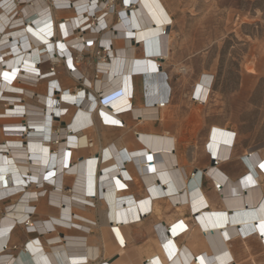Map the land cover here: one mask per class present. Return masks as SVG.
Listing matches in <instances>:
<instances>
[{
    "label": "bare ground",
    "instance_id": "6f19581e",
    "mask_svg": "<svg viewBox=\"0 0 264 264\" xmlns=\"http://www.w3.org/2000/svg\"><path fill=\"white\" fill-rule=\"evenodd\" d=\"M43 2L37 0L35 6L31 5L27 7L25 16L29 17L42 7H45L47 4ZM104 7H106L105 4L99 6L98 11L100 13L94 15L95 18L100 17ZM107 10L109 9L107 8ZM82 11H87L90 15L93 14L88 8L82 9ZM82 11H79L78 16L75 15L74 11L62 12L65 13L64 17L67 18V24L61 28L66 35L70 36L69 39L76 37V41L74 40L75 43H78L76 47L74 46L76 50H83L86 47L85 41H90L96 36L95 34L89 35L90 33L71 36L73 28L80 27L86 22V19L81 17ZM116 13L120 15L124 14L122 16L123 20H118L114 24H111L109 23V19L114 15L108 14L103 20L99 18L98 27L106 26L108 29V26L116 24L117 26L114 30L121 33L120 35L123 36V40L115 39V43L123 45L125 42L126 44L123 47L117 46L116 53H114V50L112 53L110 52L112 59L108 64L100 63L99 65H94L93 70L95 71L97 80H89L87 73L79 71L74 65H72L73 70L70 71L64 62L65 60L62 61L56 55L57 52H46V55H43V58L48 59L47 63L49 64L64 63L67 76L72 82H84L85 86H88L92 92L98 91L100 99L95 103H93L91 97L89 99L88 96L79 93L78 89L70 90L64 88L59 81H55L52 85L53 87L49 90L50 94L48 93V82H54V80L47 78L50 77L47 75L49 71L45 74L41 73L39 68L43 65H37V60H42V57L39 56L41 50H48L49 45L54 42L55 35L50 40L45 35L44 27H46L48 20L44 16L39 15L38 18L30 19L28 24H24L23 28L16 29L17 26H14L13 28L15 29L13 30H11L12 27L11 29L6 28L3 30L6 27V22L0 17V105L3 106L0 112V123L12 130L11 133L7 134L3 132V129L1 130V135L3 138L6 136L7 142L0 145V173H8V188L2 190V183L0 182V205L4 202H11L5 204V207L0 206L2 209L0 212V264H92V261H95L97 257H101L102 250L98 247L103 248L104 253L107 254L113 246L112 242L114 238L122 249L125 248L126 240L132 231V226L129 224L123 225V222L127 219L129 222L136 223L134 225L135 228H139L141 221L139 217L145 214L151 198L155 197H166L169 204L174 205L177 210H181L186 206L190 209V212L192 211L199 217L196 222L200 226L198 229H202L204 236L207 238V243L205 242L207 250L206 252L197 254V256H200L196 258L189 254L188 248V250L184 249L182 252H178L177 257L169 253L167 254L168 256H165L163 247L167 245L172 249V252L176 251L171 238L178 235L180 229H184V227H173L168 231L166 227L158 225L156 227L158 238L155 236V242L163 255L164 261H162L158 254L153 253L152 248L149 246L147 248L148 259L145 264H224L220 262V253L225 251V247L228 248V244L224 243L229 237L227 230H234V227L231 226L236 224H239V227L241 226L240 232L242 234L251 235L253 231L257 236H264V202L254 212L256 223L249 225H244L237 221L235 223L229 222L225 226L223 220L221 222L219 220L217 222L214 221V218H216L215 213L218 211L210 213L199 211L208 204L206 197L199 189L200 178L203 174L202 170L196 171L193 174L190 173V177L186 178L182 167L179 166L177 170L180 173L182 183L176 186L171 176V170H168L170 167L162 169L165 171L155 173L147 182L155 179L157 183H150L149 188L156 189L159 184L164 185L165 188L159 194L156 192L157 194L151 193L150 195L145 190L140 192L142 182L136 176L134 179L135 186L143 197L140 200L132 197L131 193L123 194L122 190L125 187V183L122 182L120 176L127 178L125 170H123L125 169L123 167L125 160L129 159V161L138 162L143 156H147L148 153L150 154L147 149L132 153L130 156L129 153L128 156H122L120 154H113L110 149L108 150V147H105V153L107 154L106 156H101L102 159L98 164V160L95 159L92 152L82 153V156L80 155L81 160L78 163L71 162L69 154H74L79 149L80 138L78 134L82 133V135L90 136V138L94 137L91 125H93L95 116H99L103 123L111 125L120 124L118 116H114V114L125 112L133 111L136 117L140 116L139 123H142L143 120L150 121L156 118L155 109L157 107L146 108L142 106L137 109L131 107V87L129 82L130 75L133 73L146 74V79L149 81L148 85H145L146 95L144 98L146 97L145 101H147V104L154 101L156 98L154 94L156 95L159 85H162L163 82L157 80L159 79V74L156 76L149 75L151 72L160 73L159 70H155L154 60L150 59V57H154L158 53L161 56L160 60L163 61L161 67L164 62L169 63L172 61L171 47L173 35L166 33V36H162L163 32H161L167 19L161 10L158 0H136V5L131 13L128 11L123 12L122 9L120 11L116 10ZM34 20H36L35 23L31 25ZM55 22H59L56 14L51 19L54 34L56 30ZM96 25L95 21L94 26ZM77 30L80 31L79 29ZM111 32L112 30L109 28L102 35L103 45L107 46L109 41L114 44V41L110 40L112 37ZM81 36L83 37L80 41L79 37ZM127 36L128 38H126ZM129 39H131L133 44L136 41L142 47L139 56L134 55L135 46L130 44L131 41ZM163 40L167 43V48L162 43ZM64 44H66L65 41H63V51L61 50L62 52H59V54L63 55L65 53L64 55L68 56L69 48H66ZM89 45L90 47L87 52L93 54L94 44L89 42ZM34 57L38 59H34ZM137 59L145 62L146 65H139L133 68L132 63ZM147 65L151 66V72H148ZM245 68L247 74L251 75L253 73L251 68ZM186 72V67L184 66L177 69V73L182 75L184 79ZM204 75L202 79L199 76L195 84H193L194 90L192 92V95L194 94L201 98V104L205 103L210 84V77L206 76V74ZM43 80L46 81L40 84ZM163 86L167 90L166 84L163 83ZM33 88H38L41 91L38 95L40 99L37 96H33L35 95ZM54 92L59 93L58 97L55 94L52 95ZM117 96L119 98L111 101L112 98ZM33 98L36 103L28 105L26 103L27 100H33ZM192 117L194 123L195 118L194 116ZM51 120L56 125L65 121L66 128L61 133H58L57 137L52 136L54 128H49ZM28 126L32 129V134H30L29 138L26 136L28 134ZM213 128L215 134L227 131L224 127L216 125ZM107 133L105 131L103 137H107ZM161 137L163 140L160 141L154 135L140 134L138 136L140 141L151 151L157 152L154 146L157 147L161 143L164 147H161L162 152L159 151V153L161 152L160 155H171L173 153L172 149L174 150L172 141L174 142L175 138L167 133L162 134ZM54 140H57V142H53ZM219 141H216L217 143L215 142L216 144L214 145L212 144V155L218 160V166L229 161L231 151L227 146H220L219 143L221 141ZM96 151H98V148H96ZM108 158H110L109 162H107ZM252 160H255L254 163L257 161L255 157ZM258 163L259 161L256 162V164ZM130 164L132 166V163ZM251 164L249 179L252 181L248 183L249 190H246L242 195L248 194L251 196L250 193L254 191L250 189L251 185L255 183L253 181L255 175L253 171L254 165L253 163ZM144 166L141 165L140 167L139 165L141 170H143ZM218 166H213L212 162L204 172H208L218 182L224 184V187H219L218 191L222 192L229 186L225 191L230 198L224 199L229 208L238 202L239 204L241 202L242 206V198L244 196L238 197L239 195H236L240 191L242 192V189H236L235 183L233 184L230 181L225 183V177L220 172V169H218ZM96 168L99 171L100 177H96V180H94ZM126 169L128 170V168ZM47 172L48 174H46ZM128 175L131 176L129 170ZM65 177L72 179L70 190L67 191H65L63 184ZM189 180L190 183L192 181L191 184ZM30 181L34 182V184L27 185L26 187L25 185ZM35 183L38 185L35 186ZM93 184H96L95 189L93 188ZM41 185L43 186L41 187ZM194 187L196 189L193 190ZM105 196L113 198L111 222H115V220L120 221L112 227L109 226L110 218L108 215L111 208L106 202ZM125 197H128V199ZM35 198H37L36 201L34 200ZM44 198L53 207L60 210L58 212L59 216L51 218L48 216L47 220L41 222H37L34 220V217H30L27 224H24L27 220L26 214L31 213L33 208L34 216L36 214L35 204L33 203L38 204ZM99 198L101 201H99L98 210L93 211L88 206H93L96 199L98 200ZM75 204L81 208L80 210L84 208V211L80 212L74 209L70 212V208H73L72 206H75ZM155 204L153 203V205ZM245 204L248 206L252 205V200L247 201ZM154 209L156 213L160 212L156 205ZM74 215L90 222H94L95 216L98 215L100 223L95 225H91V223L79 225L78 221L73 218ZM217 216L220 217V215ZM223 216L221 215V217ZM34 221L35 223H33ZM74 225H79L81 231L76 232L72 230L71 233L66 231L67 228L72 229ZM19 228L25 234H28V230L30 232H37L40 235L39 238L44 237L47 241L45 244L41 243L40 245L37 241H30L28 247H26V243L23 248L16 245L18 248L16 256L2 250L3 244H8V248L13 246H10L11 239L9 238ZM59 230L65 235L64 237L60 238L58 236ZM94 232H97V236L93 235ZM94 239L99 241V245H96L98 247L93 246ZM180 253L181 258L179 257ZM5 255H13V259L5 258Z\"/></svg>",
    "mask_w": 264,
    "mask_h": 264
},
{
    "label": "crops",
    "instance_id": "0c3cea01",
    "mask_svg": "<svg viewBox=\"0 0 264 264\" xmlns=\"http://www.w3.org/2000/svg\"><path fill=\"white\" fill-rule=\"evenodd\" d=\"M55 14L56 17L59 18L57 20L60 23L58 25V28H56L55 30V34H54L55 38L53 39L54 42H52L49 45L48 50L46 49L47 53L49 52L55 53L57 52V50L58 52H62L64 48L63 41L66 42L64 46L66 45L65 47L67 48L68 42L72 40V38L69 39L70 36L66 35V33H64L61 28L63 27V25L61 24V20H62L61 18L62 16L64 18L65 13L59 12ZM122 16H124V14L122 15L117 14L113 16L111 18V24L112 23L114 24L118 20H123ZM162 43L167 48V43L164 40L162 41ZM114 44L115 45L112 44V48L115 51L114 53H116L117 52L116 50L118 49L117 46L123 47L125 46L126 43L124 42L123 45L121 44L117 45L114 41ZM141 50L142 47L140 46L135 47L134 55L139 56L141 54ZM183 63L184 60L174 57V62L163 63V66L159 69L160 73L151 72L152 71L151 66L147 65L148 72H151L149 73V75L151 74L153 76H156L159 74L158 77L161 80L159 79L157 80L159 82L162 81L167 86V90H166L164 89L165 87L163 86V83L162 85H159V89L156 92V95L154 94V96H156L155 99L157 100V102L154 99V101L149 104H147V101H145L146 97L144 98V96L146 95L145 85H148V81H149L148 79H146V74L133 73L130 75V82H129L131 87L130 100L132 102L131 107H133L134 109H137L142 106L146 108L148 107L154 108L156 107V104L158 102H160L164 97L166 98L168 96V101L166 103V106L168 105L169 106L168 107L165 106L163 109L156 108L155 109L156 118L154 120H150V121L143 120L142 123H139L140 116L136 117L134 112L132 111L121 114H114V116H118V120L120 121V124L111 125L106 123L104 124L99 116H95L93 120L94 121L93 125H91L93 129L94 137L90 138V136L88 137L80 133L79 149H77V151L74 154L73 153L69 154V158L72 163H76V162L78 163L81 160L80 155L82 156V153L86 154L92 152L94 153L95 159L98 160L97 162L98 164L102 159L103 155L106 156L107 154L105 153L106 152L105 147H108V150L110 149L113 154L114 153L118 155L120 154L122 156H128V153L130 156V154L132 155V153L138 151H144L147 149L150 152V154L148 153L147 156H143L140 160L141 162L140 161L132 162L131 160L130 162L129 159H127L123 163V167H125V169L123 170H125V173L128 178V179L123 178L122 176L119 175L122 182L125 183V187L122 190L124 192L123 194L131 193L132 197L140 200L143 199L142 194L138 192L135 186L134 179L136 178V176L140 179V182H142L141 183L142 187L140 188L141 190L140 192L145 190L150 195L151 193L155 194L156 192L159 194L163 192V189L165 188L164 185H160V184L159 186L157 185L156 189L149 188L150 183H155V182L157 183V180L155 179L152 180L151 182H147L149 181L151 176L154 175L155 173L165 171L162 169L170 167L168 170H171V176L176 186L182 183L180 173L177 170L179 169V166L182 167V171L185 173L186 178L190 177V173L193 174L196 171L199 172V170H202L203 174L201 175L200 178L199 189L200 191L203 192L204 196L208 201V204L199 211H205L209 213L212 211L215 212L218 211L215 213L217 219L214 218V221L217 222L219 220L221 222V220H223L225 222V226L228 225L229 222L235 223L237 221L243 223L244 225H249L253 223L255 224L256 217L254 212H256L257 211L256 209L260 208L261 204L264 202V140L262 142H257V143H255L252 140H245V135L241 131H239L238 128L229 126L226 122L218 121L216 119L214 120L212 117H210V113L213 110L216 111V109L212 110L211 108H207V107H199L196 105H191L189 102H191L192 98H189L188 100H184L183 97L185 96H181V93L177 90L176 82H175L177 80L176 79L177 74L175 73L177 72L176 65H178L179 68L180 65H184ZM61 65H62L61 63L58 64V66ZM139 65L145 66L146 63L141 62L139 59L134 60L132 63L133 68H136ZM43 67L46 69L48 67V64H45ZM63 68L66 73L65 78L62 76L60 80L59 79L55 80L52 77L51 78L47 77L48 79L54 80V82L53 81L48 82V93L50 92L49 90H51V88L53 87L52 85L55 83V81L56 82L59 81L64 88L70 90H73L72 88H70L71 85L74 86L75 84L74 87L80 85V83L72 82L68 78L64 66ZM78 70L83 73L86 72L89 80H93V78L95 79L96 77L93 67L89 69L84 68L82 70L80 69ZM45 81L44 80L41 81L40 84L44 83ZM33 90H34L33 93L35 94L33 96L34 97L37 96V98L40 99V96L38 95L41 93V91L38 90V88H33ZM53 94H55V96L58 97L59 93L54 92L52 93V95ZM85 95L88 96L89 99L91 97L93 103H95L98 99H100L98 97L99 93L96 90L93 92L90 90V92L88 94L85 93ZM117 98H119V96L112 98L111 101ZM26 103L28 105L29 104L34 105V103L36 102L35 99L33 98V100H27ZM2 108L3 106L0 105V112L2 111ZM194 111H197L198 114L200 115L201 122L193 125L191 123V116L195 113ZM64 122L65 121L61 122L60 124L65 125ZM3 125L4 124L0 123V145L7 142L6 136L3 138L1 135V130ZM214 125L225 127V129L227 130L225 131V133L227 134L225 133L215 134V132H213ZM104 130L108 132L107 137H103L105 132ZM220 131L222 130L220 129ZM164 133H167L175 138V141L174 142L172 141V147L174 148V150L172 149L173 153H171V155L168 154V156L160 155V153L162 152L161 147H164L163 145H161V143L158 144L157 147L154 146L157 152H153L149 148H147L138 138L140 134H146V135L148 134V135L156 136V138H159L161 141L163 140L161 136ZM212 140L214 141L212 142ZM218 140L221 141V143H219L220 146H227L231 150L229 161L219 165L218 169H220V172L224 175L225 183L230 181L233 184L235 183L236 189L238 190L242 189V192L241 191L239 192L240 194L239 193L236 194L237 196L239 195L238 197L244 196L242 198L243 199L242 206H241V202L240 204L238 202L237 204L232 205V207L229 208L226 203V200L224 201V199L230 198L225 191L229 186H227L226 189L223 190L225 192L216 190V186L223 188L224 184L218 182L215 178L209 175L208 172H204L206 168L212 164L211 157H214L212 155V148L213 145L218 142ZM232 140H233V145H231ZM96 148H98V151H96ZM159 151L161 152L159 153ZM253 157L257 159L256 162L259 161L258 164H256V162L254 163L255 160H252ZM109 161L110 158H108L107 162ZM130 163H132L133 167L131 166ZM251 163H253L254 165L253 171L255 175L253 181H255V183L251 185L250 189L254 191L253 193L252 192L250 193L251 196H249L248 194L242 195L246 192V190H249L248 183L252 181L249 179L251 173L250 171V166L252 165ZM139 165L140 167L141 165H145L143 167V170L140 169ZM126 168H128L131 176L128 175V170ZM99 175H100L99 171L96 168L94 173V180H96V177L99 178L100 177ZM145 181L146 183H144ZM71 183H72L71 178L65 177L63 179L65 191L70 190ZM243 185L245 186L244 188ZM95 187L96 184H93L94 189ZM194 189L196 188L194 187L193 190ZM125 198L128 199V197ZM250 200H252V205L249 206L246 205L245 203ZM99 201H101L100 198L98 200L96 199L93 206L91 205L88 207L93 211H97L99 207ZM112 201L113 198L107 196L106 202L110 205L111 208V211H109L108 213L110 218L109 221L110 227L120 222L119 220H115V222H111L112 219L111 217L113 215L112 206H111ZM8 203H2V204L4 206L5 204ZM153 203L154 204L156 203L155 205L160 210V212L157 213L155 212L154 209L155 205H153ZM34 204H35V213H36L35 214L36 217L34 216V220L37 222L45 221L49 217L51 218V217L59 216L58 212L60 210L49 205L48 200L45 198L42 199L38 204L36 203ZM72 207L73 208H70V212L73 211L74 209L80 212L84 211L83 210L84 208L80 210L81 208H79L77 204H75V206ZM147 208L148 210L145 212V214L139 217L140 218L139 220H141L139 228H135L134 225L136 223L129 222L127 219L124 222L122 221L124 223L123 225L129 224L130 226H132V231L130 233L129 238L126 240L125 248L122 249V247L118 244L117 240L114 238L112 242L113 246L110 252L106 254L104 253L103 248L96 246L99 245V241L95 239L93 240V246L100 248L102 251H101V257L100 256L97 257L95 261H92V264H145L146 260L148 259L147 248L149 246L152 248V252L158 254L162 259V261H164L163 255L160 252L159 247L155 242V236L158 238L156 232V227L158 225L166 227L168 231H170L173 227H177V228L184 227V229H180V233L178 235L173 236L171 238L176 251L172 252V249L167 245L163 247L165 256H168L167 255L168 253L171 254L172 256L174 255L178 256V252H182L184 249L187 248L191 250L189 251L187 249L189 254L192 257L195 256V258L200 256V255L197 256V254L206 252L207 248L205 242L207 243V238L204 236L203 230L198 229L200 226L198 222H196L199 217L192 211L190 212L189 211L190 209H188V207L185 206L183 209L177 210V208L174 205L169 204V202L166 200V197H161V198L155 197V198H151ZM217 215H220V217ZM221 215H224L223 217L225 219L221 217ZM74 218L76 221H78L79 225L84 223L85 224L91 223V225L100 223V219L98 215L95 216L94 222H90L89 220L83 219L78 216H75ZM79 225L78 226L74 225L72 229L67 228L66 231L70 233L72 230L76 232L81 231ZM231 227H234V230L233 229L227 230V233H229V237L227 240L224 241V243L228 244V248L225 247V251L220 253V262L224 264H264V236L262 235L257 236L256 234L253 233V231L251 235L242 234L240 232L241 226L239 227V224L233 225ZM58 236L61 238L64 237L65 235L61 233V231L59 230ZM9 239H11L10 246L17 245L19 247L22 246V244H26V243H28L26 245V247H28L30 241H36L34 240L35 237L25 234L20 228L18 230H15L12 237ZM9 239L7 240L9 241ZM38 239L43 244H45V242L47 241V239L44 237ZM209 247L212 248L211 245H209ZM8 252L16 256V252H11V251ZM179 255H180L179 257L181 258V253ZM228 258L230 259L228 260Z\"/></svg>",
    "mask_w": 264,
    "mask_h": 264
},
{
    "label": "rangeland",
    "instance_id": "374dc122",
    "mask_svg": "<svg viewBox=\"0 0 264 264\" xmlns=\"http://www.w3.org/2000/svg\"><path fill=\"white\" fill-rule=\"evenodd\" d=\"M158 2L167 19L161 32L166 30V33L173 35L172 61L169 63L174 62V57L180 58L184 60V65L180 67H186L187 71L185 79L175 72L176 87L181 96H185L184 100L192 98L193 84L199 76L202 79L206 74L210 77V84L205 103L198 104L192 100L189 103L216 109L210 113L214 120L238 128L245 135V140L262 142L264 0H158ZM120 10L121 8L117 7V11ZM59 23L55 22L56 28ZM94 53L85 54L83 61L74 65L75 68L82 70L94 67L96 64ZM62 65L64 66V63ZM62 65L48 64L46 69L43 65L40 66V70L47 73L50 68H54L55 75L52 78L60 80L62 76L66 77ZM176 66L178 69V65ZM245 67L251 68L253 73L247 74ZM94 80H97L96 77ZM74 86L71 85L70 88L76 89L78 85ZM85 91L88 94L90 89L86 88ZM194 112L192 115L195 118L194 123L191 116L193 125L201 122L198 112ZM0 206L3 207V204ZM93 235L97 236V232ZM36 241L39 245L42 243L39 239ZM24 245L20 247L23 248Z\"/></svg>",
    "mask_w": 264,
    "mask_h": 264
},
{
    "label": "built area",
    "instance_id": "2783aa9c",
    "mask_svg": "<svg viewBox=\"0 0 264 264\" xmlns=\"http://www.w3.org/2000/svg\"><path fill=\"white\" fill-rule=\"evenodd\" d=\"M36 1L37 0H0V17L3 18V20L6 22L5 23L6 27L3 28V30H5L6 28L11 29V27H12L11 30H13V29H15V28H13L14 26H17L16 29L23 28L24 24H28L30 19L36 18V17L38 18L40 15V16H44V18H46L48 20V22L46 23V27H44L45 28L44 32H46L45 35L48 36L49 40H50L54 37V29L52 27L51 19L55 13L67 12V11L73 12L74 11L75 15L78 16L79 11H82V9H86V8H88L89 10H91L93 12V14L90 15V14H88L87 11H82L81 17L85 18L86 22L84 24H82L80 27L78 26L77 28H73L72 32H71L72 33L71 36H76L78 34L84 35V34H88V33H90L89 35L95 34L96 36L94 38H92L90 41H87V40L85 41L86 47L83 50H81V49L76 50L75 47H76V45H78V43L74 42V40L76 41V37H73L72 40H70L67 44V48H69V52H68L69 55L68 56H65L64 55L65 53H63V55L59 54V52L57 50L56 55L62 61L65 60L64 62L66 64V66L70 69V71L73 70L72 65L79 64L83 61V56L85 54H91V53L87 52L88 48L90 47L89 42L94 44L93 53L95 52L94 57L96 59V65H99L100 63L108 64L112 59V57L110 55V52L112 53V51H113L112 43L109 41L107 46L103 45L102 35L105 34V32L109 28H111V30H112L111 39L113 41H115V39L116 40H123L122 39L123 36L120 35L121 33L119 31L114 30V28L117 26L116 24L115 25L109 24L110 26H108V29H107L106 26L98 27V25H99L98 22L100 21V19L103 20L105 17H107L108 14H111L112 16L117 15V13H116L117 7H120L123 10V12L128 11L129 13H131L133 8L136 5V0H40L42 2L45 1L43 3L44 4L46 3L47 5H45V7H42L41 9H39V11H36V13H34L33 15H31L29 17L25 16L26 8L30 7L31 5L35 6ZM117 1L119 2L118 6H117ZM101 4H105L106 7H104L102 9L103 12L100 15V17L95 18L94 15H97L100 13V11H98V8ZM107 8L109 10H107ZM35 21L36 20L32 21L31 25H33L35 23ZM95 21L97 23L96 26H94ZM61 24L63 26H65L67 24V18H63L61 20ZM77 29H79L80 31H78ZM131 32H133V31H131ZM162 36H166V30L163 31ZM82 37L83 36L79 37L80 41L82 40ZM126 38H128V36ZM124 40H126V39L124 38ZM129 41H131V39H129ZM133 45L135 47L140 46V44H138V42H136V41H134ZM156 54H157L156 56L150 57V59L154 60L155 70H159L161 68V64L163 61L160 60L161 56H159L158 53H156ZM43 55H46V51L44 49H42L41 53L39 54V56L42 57V60H39L37 57H34V59L35 58L38 59L37 65H40V64L45 65V63L49 64V63H47L48 59L43 58ZM50 64L52 65V63H50ZM48 71H49L47 74L48 76L52 77L55 75L54 68H50ZM86 88H89V87L88 86L86 87L84 82H83V83H80V85L76 89L79 90V93H82L84 96H86L85 95V93H86L85 89ZM191 100L193 102H197L198 104L201 103V98H199L195 95L192 96ZM167 101H168V96L166 98L164 97L160 102H158L156 104V107L158 109L163 108L164 105H166ZM9 107H13V106H9ZM49 128L50 129L54 128V131L52 132V134H53L52 136L57 137V134L61 133L64 130V128H66V127H65V125H61L60 123L56 125L51 120V124H50ZM2 129H3V132L5 134L11 133V131H12L11 129H8L4 126L2 127ZM27 130H28V134L26 136H27V138H29L30 134H32V129L30 126H28ZM53 142H57V140H54ZM231 145H233V140L231 142ZM211 161L213 162V166H215V167L218 166V160H216V158L211 157ZM46 174H48V172ZM7 176H8V173H6V174L0 173V182L2 183V187H1L2 190H6L8 188ZM31 184H34V182L30 181L25 186L27 187V185H31ZM37 185L38 184L35 183V186H37ZM42 186L43 185H41V187ZM216 190H219L218 186H216ZM36 199L37 198H35L34 200L36 201ZM30 201H33V200H30ZM49 205H51L50 202H49ZM1 211H2V209L0 207V212ZM26 215H27V220L24 222V224H27V221L30 219V217H34V208H33L31 213H29V214L27 213ZM74 217L75 216H73V218ZM33 223H35V221ZM28 234L30 236L35 237L34 240H37L40 237L39 233H37V232H30L28 230ZM7 246H8V244H3L2 250H4L5 252H8V251L16 252L18 250L16 245H13L9 248ZM5 258H10V260H11V259H13V255H5Z\"/></svg>",
    "mask_w": 264,
    "mask_h": 264
},
{
    "label": "water",
    "instance_id": "95a60500",
    "mask_svg": "<svg viewBox=\"0 0 264 264\" xmlns=\"http://www.w3.org/2000/svg\"><path fill=\"white\" fill-rule=\"evenodd\" d=\"M131 45H133V42L131 41V43H130ZM78 135H80V134H78Z\"/></svg>",
    "mask_w": 264,
    "mask_h": 264
}]
</instances>
